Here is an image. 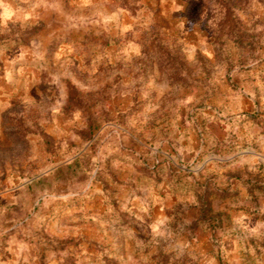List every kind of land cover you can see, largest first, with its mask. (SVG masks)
Masks as SVG:
<instances>
[{"label": "rangeland", "instance_id": "rangeland-1", "mask_svg": "<svg viewBox=\"0 0 264 264\" xmlns=\"http://www.w3.org/2000/svg\"><path fill=\"white\" fill-rule=\"evenodd\" d=\"M0 264H264V0H0Z\"/></svg>", "mask_w": 264, "mask_h": 264}]
</instances>
